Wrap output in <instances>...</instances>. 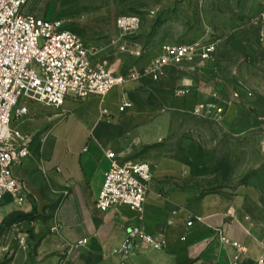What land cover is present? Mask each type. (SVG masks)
<instances>
[{
	"label": "crops",
	"instance_id": "crops-1",
	"mask_svg": "<svg viewBox=\"0 0 264 264\" xmlns=\"http://www.w3.org/2000/svg\"><path fill=\"white\" fill-rule=\"evenodd\" d=\"M260 1L264 5V0ZM206 28L207 35H191L169 46L218 40L212 35L215 31ZM218 41L216 58L204 66L187 63L180 70H166L158 83L150 77L127 81L121 87L122 95L131 99L129 89H151L165 102L159 108L161 113L166 108L194 114L199 104L215 100L225 109L217 122L227 124V130L236 136L245 135L258 125L246 120L255 109L249 103L254 92L231 82L236 72L230 75L225 71L226 61L234 52L249 55L256 63L264 61V11L253 24L231 29L225 41ZM176 88L191 92L178 97ZM237 91L242 96L238 100L233 95ZM117 92L88 101L69 98L61 109L50 108L55 116H30L20 122L19 129L32 138L30 157L14 169L25 185L26 200L20 205L8 194L0 201L1 264H259L264 260V218L256 224L255 214L246 211L264 208L261 175H252L249 186L218 187L203 194L153 181L141 214L125 206L108 212L97 208L110 168L107 152L132 161L145 145L143 141H158L171 123L161 115L158 121L140 126L142 114L132 99L134 107L121 117L117 113L122 97L116 98ZM217 92L219 99L214 98ZM52 124L48 130L52 136L40 135L41 128ZM129 130L138 137H149L130 144ZM55 227L59 231H53ZM133 228H143L165 240V248L138 247L124 253L126 237ZM85 239L88 242L80 244Z\"/></svg>",
	"mask_w": 264,
	"mask_h": 264
},
{
	"label": "rangeland",
	"instance_id": "rangeland-1",
	"mask_svg": "<svg viewBox=\"0 0 264 264\" xmlns=\"http://www.w3.org/2000/svg\"><path fill=\"white\" fill-rule=\"evenodd\" d=\"M260 2V0H30L25 12L38 18L63 20L68 29L79 34L89 44L107 47L105 55L107 70L130 81L134 75L138 76L144 72L162 48L169 44L179 43L182 39L195 34L207 35L206 27L215 31L213 37L225 41L231 29L237 30L253 24L256 17L264 11V5ZM125 15L139 16L143 22L139 32L132 37H122L117 29L118 18ZM252 59L249 55L234 52L226 61L225 68L230 75L236 72L234 76L236 81L231 82L238 83L244 91L254 92L249 103L255 109L249 113L246 120L258 125L242 136H236L228 131L227 124L218 123L212 118L196 116L188 111L164 108L163 114L159 108L164 107L162 104L164 100L151 89L146 91L129 89L132 101L142 114L140 126H148L152 121H158L161 115L167 116L171 122L168 133L162 135L158 141H143L149 136L139 135L145 145L136 151L131 160L150 163L154 170L153 181L175 189L195 190L197 194L218 187L235 188L237 184L249 186L252 177L260 175L264 183V61L261 59L256 63ZM191 75L196 73L191 72ZM115 89L118 90L116 98H121V87ZM109 105L112 110L115 109L113 102ZM145 109L150 112H145ZM55 114L50 108L33 107L26 120L30 116L31 119H41ZM117 114L121 117L127 115L119 111ZM117 118L118 115L112 119L114 124L117 123ZM20 125L23 123L12 124L17 128ZM53 127L54 124L41 128L40 135L52 136V132L48 130ZM129 132L133 134L132 130ZM130 133L129 143L135 145L139 137ZM262 190L261 198L264 200V189ZM247 197L250 198V194H247ZM246 211L249 215L255 214L256 224L258 221L261 223L264 218L262 207Z\"/></svg>",
	"mask_w": 264,
	"mask_h": 264
},
{
	"label": "built area",
	"instance_id": "built-area-1",
	"mask_svg": "<svg viewBox=\"0 0 264 264\" xmlns=\"http://www.w3.org/2000/svg\"><path fill=\"white\" fill-rule=\"evenodd\" d=\"M29 2L0 0V201L10 194L20 205L26 200L25 185L14 169L30 157L32 138L12 124L24 122L34 106L61 109L69 98L80 101L105 98L129 81L107 70V47L89 44L68 29L63 20L27 14ZM142 25L141 18L135 15L121 16L117 21L122 37L134 36ZM219 49L218 40L165 46L144 72L130 80L150 77L158 83L166 70H180L187 63L204 66L216 58ZM190 92L189 88H176L174 94L184 97ZM233 95L237 100L242 97L238 91ZM220 97L218 92L214 96L215 99ZM133 107L131 99L122 95L119 112L124 114ZM224 113L225 109L215 100L199 104L194 111L197 116L215 121H220ZM106 155L110 168L105 173L97 208L108 212L116 206H125L143 213L154 180L152 165L123 160L114 152ZM53 231L59 230L55 227ZM87 242L85 239L80 244ZM165 245V240L143 228H133L126 237L123 252H132L138 247L163 250ZM233 246L244 250L238 243ZM259 264H264V260Z\"/></svg>",
	"mask_w": 264,
	"mask_h": 264
}]
</instances>
